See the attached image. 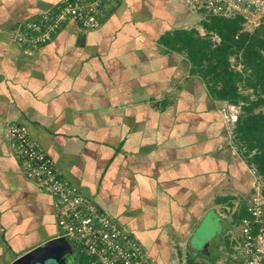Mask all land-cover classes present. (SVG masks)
<instances>
[{"label":"crops","instance_id":"1","mask_svg":"<svg viewBox=\"0 0 264 264\" xmlns=\"http://www.w3.org/2000/svg\"><path fill=\"white\" fill-rule=\"evenodd\" d=\"M62 1L0 0V264L62 236L52 194L12 152V124L26 126L149 261L174 264L180 247L198 250V222L231 214L229 202L257 179L228 143L224 108L233 105L213 99L186 57L160 43L191 24L181 0H111L94 29L66 21L45 44L16 42L24 21ZM73 247L82 264L87 254Z\"/></svg>","mask_w":264,"mask_h":264},{"label":"built area","instance_id":"2","mask_svg":"<svg viewBox=\"0 0 264 264\" xmlns=\"http://www.w3.org/2000/svg\"><path fill=\"white\" fill-rule=\"evenodd\" d=\"M111 0H63L55 9L24 21L16 30L17 43H47L66 21L94 29ZM187 7L205 9L217 16L240 15L256 26L264 17V0H181ZM231 121L237 115H229ZM11 147L23 174L54 198L57 226L62 236L78 240L91 257L86 264H151L136 237L89 200L82 190L61 175L52 160L31 138L24 125H8ZM255 189V190H253ZM246 199V216L235 223L238 264H264V195L259 189ZM236 209V208H235ZM234 209V210H235Z\"/></svg>","mask_w":264,"mask_h":264},{"label":"trees","instance_id":"3","mask_svg":"<svg viewBox=\"0 0 264 264\" xmlns=\"http://www.w3.org/2000/svg\"><path fill=\"white\" fill-rule=\"evenodd\" d=\"M199 13L203 34L194 27L174 29L163 34L160 43L186 57L190 73L204 83L213 99L239 108L231 140L238 155L253 169L264 195V17L248 28L240 15L217 16L205 9ZM231 214L233 223L239 222L246 216L245 205ZM215 256L209 254L208 262L197 263L188 255L186 261L214 264ZM90 260L86 255L82 261Z\"/></svg>","mask_w":264,"mask_h":264},{"label":"rangeland","instance_id":"4","mask_svg":"<svg viewBox=\"0 0 264 264\" xmlns=\"http://www.w3.org/2000/svg\"><path fill=\"white\" fill-rule=\"evenodd\" d=\"M185 10H188L187 13L189 14L190 17V25H186L187 28H196L198 31L203 34L204 30L201 28L199 25V20L203 17L202 14L199 13V9L197 8H192L189 7L186 8ZM253 25H248V28H251ZM224 109V123H226L225 126H227L229 130V142L232 146L231 150L233 153L238 154L236 147L233 145L232 140H231V135H232V128L234 125V121H231L229 118V115L232 113H237L239 112V108L236 106H233L232 108L228 109V107H225ZM235 109V111H234ZM229 110H232L231 112ZM240 156V155H239ZM252 169V168H251ZM255 175V173H254ZM256 177V176H255ZM257 188L260 191L261 185L259 183V180L257 182V179L255 180V183L249 187V191L243 194V196L240 197V199H237L234 201V207L233 208H238L242 204L246 203V199L251 193L250 188ZM255 190V189H253ZM231 197H227L223 199V208L225 207V200L230 199ZM94 203V202H93ZM228 203V202H227ZM209 215V214H208ZM224 219L219 220L216 219L214 220L213 217H209V219L201 220L198 222L197 226H195V229L193 231V239L195 240V247L197 246L198 250L195 249H190V247H180V252H181V260L174 258V264H187V257L188 255L191 256V258L199 263V262H208L209 258L207 257L209 254L211 255H216L215 256V261L214 264H238V258H237V251L238 248L236 246V236H237V227H235V223H233L235 220L234 216L230 214V212L224 211ZM206 218V217H205ZM194 228V227H193ZM215 229H219L221 232H216L215 234ZM61 232V231H60ZM215 235V238L211 242V237ZM217 235V236H216ZM214 237V236H213ZM212 237V238H213ZM192 239V240H193ZM210 245H204L205 242H209ZM72 244L82 246V244L76 240V239H71ZM228 242V246H227ZM208 246V247H207ZM233 251H232V250ZM174 254L176 255V250L174 251ZM150 263L152 261L150 260Z\"/></svg>","mask_w":264,"mask_h":264},{"label":"water","instance_id":"5","mask_svg":"<svg viewBox=\"0 0 264 264\" xmlns=\"http://www.w3.org/2000/svg\"><path fill=\"white\" fill-rule=\"evenodd\" d=\"M74 247L66 236L47 240L10 264H69Z\"/></svg>","mask_w":264,"mask_h":264},{"label":"flooded vegetation","instance_id":"6","mask_svg":"<svg viewBox=\"0 0 264 264\" xmlns=\"http://www.w3.org/2000/svg\"><path fill=\"white\" fill-rule=\"evenodd\" d=\"M74 253H76V252H75V249H74V251H73V257H72L73 259L75 258V254H74ZM69 264H78V263H77V259H74V260L71 259V261L69 262Z\"/></svg>","mask_w":264,"mask_h":264}]
</instances>
